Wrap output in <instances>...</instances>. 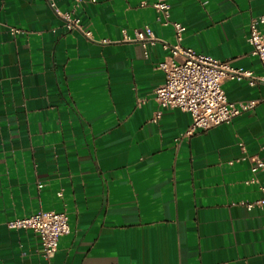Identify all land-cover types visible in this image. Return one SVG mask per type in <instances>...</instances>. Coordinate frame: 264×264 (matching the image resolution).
Returning a JSON list of instances; mask_svg holds the SVG:
<instances>
[{
    "label": "crops",
    "instance_id": "obj_1",
    "mask_svg": "<svg viewBox=\"0 0 264 264\" xmlns=\"http://www.w3.org/2000/svg\"><path fill=\"white\" fill-rule=\"evenodd\" d=\"M142 1L51 0L88 38L49 0H0V264H264V209L241 204L262 196L249 157L264 159V83L224 79L254 107L184 135L190 113L153 99L174 32ZM168 1L182 46L264 72L247 41L264 0ZM40 209L68 215L51 259L6 225Z\"/></svg>",
    "mask_w": 264,
    "mask_h": 264
},
{
    "label": "built area",
    "instance_id": "obj_2",
    "mask_svg": "<svg viewBox=\"0 0 264 264\" xmlns=\"http://www.w3.org/2000/svg\"><path fill=\"white\" fill-rule=\"evenodd\" d=\"M82 1L74 0L75 4ZM89 1L95 2V0ZM49 2L68 29L80 30L84 36L91 37L90 31L81 29L79 18L72 17L69 12L59 11L51 0ZM147 5L154 9L159 24L172 27L175 38L173 44L163 43V47L168 49L170 54L158 64L164 73V81L154 88L153 99L161 108L177 107L190 113L191 123L184 135L190 136L222 123H230L234 117L254 107L256 101L253 100L229 101L222 88V82L226 78H245L250 85L264 83V72L261 75H254L250 70L233 69L229 66L228 60H218L182 46L184 26L171 20L169 1L146 0L140 3V6ZM10 31L19 33L22 29L11 27ZM133 40L140 42L145 48L147 43L153 44L157 39L152 29L144 26L134 30ZM247 41L251 45L250 53L259 59L264 70V15L250 19ZM101 42L107 40L103 39ZM158 113L154 119L158 118ZM249 160L252 173L264 172V159L249 157ZM250 181L254 182L256 179L251 178ZM258 189L262 193L259 199L252 202L241 201L247 209L255 206L264 209V180L258 183ZM57 194L62 196V189ZM6 225L14 229H31L38 234L41 240V253L47 259L55 255L60 238L69 232L68 215L65 210L40 209L29 215L9 220Z\"/></svg>",
    "mask_w": 264,
    "mask_h": 264
}]
</instances>
